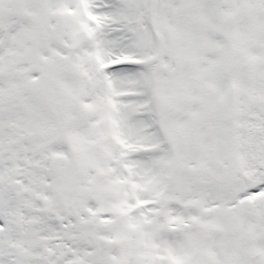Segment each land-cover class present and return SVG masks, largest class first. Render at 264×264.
I'll return each mask as SVG.
<instances>
[{
    "label": "snow or ice",
    "instance_id": "1",
    "mask_svg": "<svg viewBox=\"0 0 264 264\" xmlns=\"http://www.w3.org/2000/svg\"><path fill=\"white\" fill-rule=\"evenodd\" d=\"M0 264H264V0H0Z\"/></svg>",
    "mask_w": 264,
    "mask_h": 264
}]
</instances>
